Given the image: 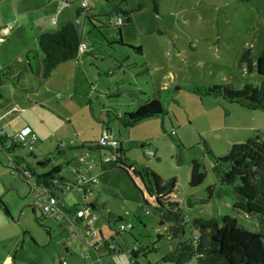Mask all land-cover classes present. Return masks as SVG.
Returning <instances> with one entry per match:
<instances>
[{"label": "rangeland", "instance_id": "374dc122", "mask_svg": "<svg viewBox=\"0 0 264 264\" xmlns=\"http://www.w3.org/2000/svg\"><path fill=\"white\" fill-rule=\"evenodd\" d=\"M48 1L0 0V69L26 68L25 45L31 43V36L23 26L34 25ZM82 1L96 17L91 26L78 17L87 52L77 62L58 66L64 77L51 73L45 82L48 89L60 90L63 99L56 105L53 98L44 108L36 106L22 114V119L47 123L32 155L49 156V164L35 168L33 157L17 148L15 157H23V162L15 169L11 162H19L0 149V264L6 258H13L15 264H161L179 242L159 238L165 228L159 226L157 213L142 204L126 177L116 170H100L99 158L111 156L107 149L97 148L99 134L106 130L128 162L160 181H175L173 200L186 239L196 235L194 219L228 216L252 232L259 231L255 216L233 208V187L221 179L224 167L212 161L202 143L219 159L232 145L264 140V112L210 93L213 86L230 85L237 91L245 85L258 86L256 73L247 74L239 59L249 49L255 61L264 47V0H73L63 15L74 19ZM130 11L131 22L119 36L115 19ZM21 78L37 91L34 97L50 95L36 75L23 73ZM15 87L20 90L16 81H5L0 93L7 97L9 88ZM152 99L164 106L163 115L130 127L120 124L121 115ZM52 113H57L53 119ZM70 142L73 145L58 148ZM82 143L89 149L80 150ZM192 161L201 165L204 174L195 188L188 185ZM56 165L72 184L86 174L96 176L97 183L90 186L88 199L82 190L72 189L58 201V217L43 219L32 211L23 171H49ZM94 200L102 205L97 211L88 209ZM80 210L90 214L81 223L74 216ZM108 213L122 221L108 222ZM86 226L97 232V240L86 236ZM91 243L99 249L92 251ZM111 245L119 253H109L106 247ZM132 248L136 257L128 258L126 252Z\"/></svg>", "mask_w": 264, "mask_h": 264}, {"label": "trees", "instance_id": "16d2710c", "mask_svg": "<svg viewBox=\"0 0 264 264\" xmlns=\"http://www.w3.org/2000/svg\"><path fill=\"white\" fill-rule=\"evenodd\" d=\"M112 9L117 12L115 7ZM154 10L156 11V8ZM130 14L131 11L117 16L121 19V24L114 26V28H117L119 36L120 29L131 22ZM79 16L80 9L78 6L74 19L68 20L57 30L42 32L37 38V47L28 48L25 51L26 68L24 69L28 73L36 75L40 85L49 78L60 64L76 61L80 57L78 47L81 37L78 25L75 23ZM82 19L91 26L94 25L96 17L90 13ZM111 22L109 20V24H112ZM109 24L105 25V28ZM97 29L99 30V28ZM239 67L244 68L247 74L256 73L257 87L245 85L242 90L237 91L230 85L213 86L210 93L214 96L220 95L229 103H239L249 109L264 112V47L255 61L250 57L249 49L244 50L239 59ZM16 79L14 67L7 66L0 69V86L5 81H15ZM164 113V106L159 103V100L152 99L138 105L134 111L121 115L119 121L121 125L130 127L138 120ZM2 141L0 138V148L4 154L7 157L14 156L15 144L9 143L5 147ZM202 144L204 151L209 153L212 161L218 162L221 167L222 165L224 167L221 171V179L223 184L233 187L236 199L233 208L245 215L255 216L260 226L259 231L252 232L240 225L236 219L228 216H222L219 220L214 218L194 219L192 225L196 235L186 239L183 233L182 215L177 203L173 200L176 194L173 179L160 181L152 172L135 167L131 162H128L117 149L97 147L107 149L112 156L106 162L101 161V158L99 166L101 171H119L128 179L133 189L138 192L142 204L153 207L158 216L159 226L165 228L164 234L160 235L159 238L179 239V242L161 259V264H264V140L255 138L254 140H247L243 144L232 145L228 152L219 159L212 156L205 143ZM71 145H73L71 142L66 144V146ZM65 147L58 146L59 149ZM30 155L35 161L45 162L43 166L50 162L49 156L35 157ZM14 158L17 161L22 159L23 162V158H16L15 156ZM11 164L13 167H17V162ZM35 168H39V166L35 165ZM200 169L201 165L197 161H192L188 182L190 188H195L202 183L204 174ZM28 174V177L23 174L28 186L30 180H33L37 185L42 184L53 193H55L54 181L72 184L62 174L60 165L51 166L49 171L45 173L28 171ZM90 186L92 185L86 187L85 191L89 190L91 194ZM63 196H59L58 201ZM89 197H84V199ZM101 207L102 205L99 206L95 200L88 203V209L92 211H97ZM3 212L8 216L6 208L3 209ZM41 217L53 219L43 215ZM111 219L115 222L122 221L120 217L108 213V222ZM96 245L98 249L99 245ZM111 247L114 246H108L106 249L114 252ZM130 251L129 258H135L134 248Z\"/></svg>", "mask_w": 264, "mask_h": 264}, {"label": "crops", "instance_id": "0c3cea01", "mask_svg": "<svg viewBox=\"0 0 264 264\" xmlns=\"http://www.w3.org/2000/svg\"><path fill=\"white\" fill-rule=\"evenodd\" d=\"M58 9H61V11L57 17L56 26H62V24H65L68 20H71V17L68 18V17H65V15H63L64 8H61V3L59 0H49L47 5L45 7H43V9H42V10H44L42 16H40L38 18V20H36L34 22V25H30L28 27L23 26V29L27 31V35L31 36V38H30L31 43L29 45H25V48H27V49H28V47L33 48L32 44L34 42L37 43V38L42 32L54 31L52 29V26H50L49 23H50V20L53 18L55 11ZM36 10H38V7L36 8ZM28 12L29 11L23 12V13L18 12V15H21V13L25 14ZM91 15H92V10H91ZM9 27H11V25H9ZM91 53L92 52H89L87 54L90 55ZM86 58H88V56ZM77 60H79V58ZM77 60L73 61V62H77ZM124 60H126V58H124ZM19 62H22V59H20ZM20 65H22V64H20ZM119 66H120V64H119ZM57 68L52 73L61 74L64 77V75L62 74L63 72H61V73L57 72ZM23 73H27V75L33 76V74H31L30 72L28 73L23 67H20V68L15 70V75L17 76V79L15 81H16V84L18 85L19 89H20L19 91L16 89L17 87L9 88V90H8L9 95L7 97H5L3 93H0V131H4L6 134L10 135V134H13L15 132H18L19 130H21L25 127H28L35 136V139H36L35 145H36L38 138L39 139L41 138V130H42L41 127H43L45 125L47 126V123L45 124L43 121H38L39 119L36 121L35 120L30 121L27 119L26 120L22 119V114L26 115L28 112L34 111V109H35L34 107H36V106L38 107V109L44 108L48 103L53 102V98L55 101L54 103L56 105H58V101H56V100L63 99V94L61 93L60 90L48 89L47 86L45 85V82L47 83V80H46L43 83L42 88H44V91H46L48 89L47 93H50V95L45 96V97L40 98V99H39V96L34 97V95L37 91L33 90L30 85H26L24 82H22L21 77H22ZM26 101L28 103H30L31 105H28L26 103ZM13 108H15V110H12ZM56 114L52 113V114H50V117H52V119H53V117L56 116ZM106 117H108V116L106 115ZM101 120H103V119H101ZM75 134L77 135V133H75ZM99 136H100V134H99ZM2 140H3L2 142L5 145V147H7L9 143L4 139H2ZM35 145H34V147H35ZM86 147H87L86 143H82L79 146V149L80 150H83V149L87 150ZM14 148H15V150H17L18 146L14 147ZM70 148H72V147H70ZM2 152H3V150H2ZM32 154H33V152H32ZM39 154H41V153H39ZM14 156H15V154H14ZM33 156H35V155H33ZM42 156H44V155H42ZM101 157L99 159H101ZM20 158H23V157L20 156ZM33 161H35L34 158H33ZM18 162L19 163L16 164L17 167L20 164H22V159H21V161H18ZM37 162L38 161L36 160V163ZM35 172L37 173L38 171H35ZM45 172H47V170L43 169V170H40L38 173H45ZM29 190L31 192L30 186H29ZM56 208H57V205H56ZM57 210H58V208H57ZM58 212H59V210H58ZM87 215H90V214L87 212V214L85 216H87ZM74 216H75V214H74ZM85 216H83V217H85ZM77 220L80 223L82 222V218L77 219ZM111 246H113V245H111ZM111 248L113 249L114 252L107 250L109 253L114 254V253H119V251H120V249L115 248V246L111 247ZM2 264H15V260L13 258H12V260L10 258H6Z\"/></svg>", "mask_w": 264, "mask_h": 264}, {"label": "built area", "instance_id": "2783aa9c", "mask_svg": "<svg viewBox=\"0 0 264 264\" xmlns=\"http://www.w3.org/2000/svg\"><path fill=\"white\" fill-rule=\"evenodd\" d=\"M61 3V8L69 7L73 0H59ZM79 6L80 9V15L82 18L87 17L88 14L91 13V9L89 5L86 3V1L81 2ZM61 9H58L55 11L53 18L50 20V26L55 27L56 26V20L58 15L60 14ZM75 23L79 26L81 21L76 20ZM113 24V22H111ZM121 24V19L116 18L113 26H118ZM87 48V43L81 41L78 47V53L79 55L85 54ZM12 110H15L13 108ZM0 138L6 140L8 143H13L16 146H18L19 149H21L24 152H27L29 154H32L34 150V145L36 142L34 134L31 132V130L28 127H25L18 132H15L13 134H6L4 131H0ZM60 147H65V143H61L59 145ZM97 147L99 148H109V149H117V142L114 140L109 139L108 132L102 131L100 133V136L97 141ZM112 156H104L101 161H108L111 159ZM12 163V162H11ZM12 166V164H11ZM13 167V166H12ZM17 168V167H13ZM24 176H29L28 172L23 171ZM97 183L96 176L86 174L79 177L77 183L70 184V183H60L57 181L53 182V188L55 189V193L50 191L48 188L44 187L42 184L37 185L33 180H30V189L32 193V210L35 212H39L41 215L47 218H53L56 219L58 217V210L56 208V205L58 203V197L61 195H65L69 193L72 189L77 188L80 190H83L82 195L83 197H89L90 191L86 190L85 188L89 185H93ZM87 212L85 210H80L75 213V218L80 219L83 216H85ZM86 236L91 238L92 240H97L98 234L95 230H93L90 226H86ZM90 249L93 251H96L97 245L96 244H90ZM130 250L127 251V257L129 258ZM59 264H65L64 261L60 262Z\"/></svg>", "mask_w": 264, "mask_h": 264}, {"label": "water", "instance_id": "95a60500", "mask_svg": "<svg viewBox=\"0 0 264 264\" xmlns=\"http://www.w3.org/2000/svg\"><path fill=\"white\" fill-rule=\"evenodd\" d=\"M44 164H45V162H43V161L35 163L36 166H43Z\"/></svg>", "mask_w": 264, "mask_h": 264}]
</instances>
